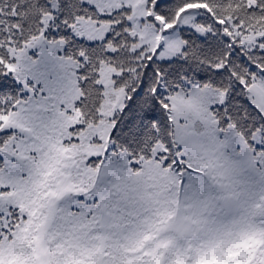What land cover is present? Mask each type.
<instances>
[{
    "label": "trees",
    "instance_id": "16d2710c",
    "mask_svg": "<svg viewBox=\"0 0 264 264\" xmlns=\"http://www.w3.org/2000/svg\"><path fill=\"white\" fill-rule=\"evenodd\" d=\"M187 7L207 29L180 28L161 60L108 0H0V264H34L51 188L94 168L104 141L119 155L104 264H264V116L247 95L264 94V0H159L154 13L173 25ZM39 37L51 61L30 47ZM210 178L239 197L235 214ZM181 187L199 231L160 236ZM57 215L50 264H97L93 201L65 199Z\"/></svg>",
    "mask_w": 264,
    "mask_h": 264
},
{
    "label": "rangeland",
    "instance_id": "374dc122",
    "mask_svg": "<svg viewBox=\"0 0 264 264\" xmlns=\"http://www.w3.org/2000/svg\"><path fill=\"white\" fill-rule=\"evenodd\" d=\"M109 1L116 7L129 10L128 18L138 24L139 27L137 45L143 47L146 52L154 54L161 60L169 59L174 55L176 50L175 36L180 28L192 29L199 33H203L207 29L205 26L197 22V17L200 15V11L196 8H185L177 15L173 25H164L162 20L154 14V6L159 0ZM100 25L107 31L112 23L101 22ZM53 46L54 43H50L43 37H39V39L30 47L33 50H36L45 60L50 61L53 59ZM247 95L251 102H253L264 115V94L258 90L256 85L252 84L248 87ZM185 139L186 136L183 138V141ZM239 140L241 142L240 155L242 162L246 166L254 168L253 159L249 153L248 147L240 137ZM108 152L107 143L92 146L89 155L93 157L100 156L102 157V161L94 168L91 180L81 185H74L69 174H62L56 182L53 195L54 199L58 200L68 194H93L101 203L102 209L99 216V222L102 232L105 230L107 214L104 211V205L102 203L103 187L100 182L107 179L110 169L114 166L115 158L117 157V154L114 152H109V157H107L106 154ZM86 171H89V169H84V172ZM222 187L224 188L223 183ZM220 202L223 211L227 214L234 213L238 210V198L236 195L223 194ZM187 210H189V207L183 204V201L179 200L176 203L175 212L180 216V222L177 227L172 228L178 232L189 234L191 232L192 220L189 214H184ZM41 227L34 239L35 258L37 264H48V257L45 258L43 252L40 250L42 242H45L48 246L45 234L40 232ZM48 254L49 250H47V255Z\"/></svg>",
    "mask_w": 264,
    "mask_h": 264
}]
</instances>
